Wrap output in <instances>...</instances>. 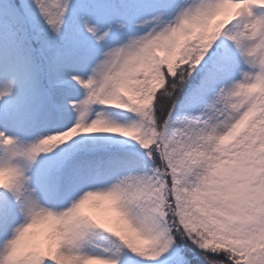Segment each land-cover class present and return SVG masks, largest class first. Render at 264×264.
Wrapping results in <instances>:
<instances>
[{
    "label": "snow or ice",
    "instance_id": "snow-or-ice-1",
    "mask_svg": "<svg viewBox=\"0 0 264 264\" xmlns=\"http://www.w3.org/2000/svg\"><path fill=\"white\" fill-rule=\"evenodd\" d=\"M0 264H264V0H0Z\"/></svg>",
    "mask_w": 264,
    "mask_h": 264
},
{
    "label": "rangeland",
    "instance_id": "rangeland-1",
    "mask_svg": "<svg viewBox=\"0 0 264 264\" xmlns=\"http://www.w3.org/2000/svg\"><path fill=\"white\" fill-rule=\"evenodd\" d=\"M107 206L106 205H103L101 206L100 208H93V207H89L87 210L93 214L94 216H97V217H103L105 215V208Z\"/></svg>",
    "mask_w": 264,
    "mask_h": 264
}]
</instances>
